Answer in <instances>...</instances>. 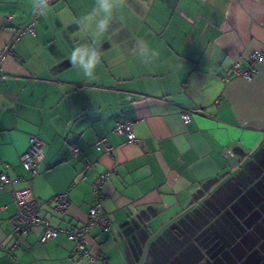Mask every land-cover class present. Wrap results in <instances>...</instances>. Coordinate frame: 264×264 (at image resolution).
<instances>
[{
    "label": "crops",
    "instance_id": "0c3cea01",
    "mask_svg": "<svg viewBox=\"0 0 264 264\" xmlns=\"http://www.w3.org/2000/svg\"><path fill=\"white\" fill-rule=\"evenodd\" d=\"M95 4L49 0L41 13L31 0H0V174L9 178L0 264H264V58L251 79L230 76L249 50L264 51V0H124L101 36L79 23ZM31 21L34 34L11 43ZM93 39L101 63L90 79L70 54ZM138 40L158 58L133 54ZM118 120L131 121L139 141L116 133ZM33 136L45 153L34 177L20 158ZM97 136L111 152L96 150ZM85 158L92 170L82 178ZM106 171L110 227L90 229V250L104 258L91 263L65 230L87 219ZM24 187L63 230L56 237L41 242L37 225L19 239L10 230L12 194ZM63 190L60 213L52 198Z\"/></svg>",
    "mask_w": 264,
    "mask_h": 264
},
{
    "label": "built area",
    "instance_id": "2783aa9c",
    "mask_svg": "<svg viewBox=\"0 0 264 264\" xmlns=\"http://www.w3.org/2000/svg\"><path fill=\"white\" fill-rule=\"evenodd\" d=\"M29 31L34 34L33 22H29L25 26L18 28L16 35L14 36L11 43L18 39L22 31ZM8 48L0 51V59L5 55ZM264 58V51L257 49L249 50L247 54V66L244 68L240 67V63L236 61L230 70V76H239L245 79H251L255 70V63ZM7 74L0 71V79H6ZM193 110L185 109L181 112V118L184 123H188L191 120ZM113 130L118 134L126 136L129 142L139 141L133 130L131 121L115 122ZM44 143L41 139L36 136L31 137L28 146L21 154V162L23 166L31 173L34 177L39 173L42 160L44 158ZM94 147L96 150L101 152H111L112 146L109 144L105 136H97L94 141ZM72 153L74 156H79L81 149L78 146L72 147ZM82 178L85 174L92 170L91 162L85 158L81 160ZM110 171L99 173L93 181L92 193L93 201L88 208L87 219L80 224L76 229L65 230L67 237L74 243L75 251L80 258H83L91 263H101L104 258L100 253H93L90 250L89 231L92 227L97 226L103 229L110 227V221L104 216L101 201L104 197L103 185L107 180ZM9 182V178L5 173L0 174V191H3L5 185ZM13 202L16 206L15 211L9 216L8 222L10 230L16 237L25 234L32 230L37 225L41 228L39 234V240L45 242L49 239L56 237L61 231V228L52 226L49 222L40 216V208L43 200L39 197H34L29 187L15 189L13 191ZM53 208L57 212H65L69 207V195L67 190L56 194L52 198ZM15 244L12 246L14 247Z\"/></svg>",
    "mask_w": 264,
    "mask_h": 264
},
{
    "label": "clouds",
    "instance_id": "9594fccd",
    "mask_svg": "<svg viewBox=\"0 0 264 264\" xmlns=\"http://www.w3.org/2000/svg\"><path fill=\"white\" fill-rule=\"evenodd\" d=\"M124 3V0H96L95 7L91 14L82 17L79 23L86 28L93 24L94 36H101L108 31L109 25L113 19L114 12ZM49 0H31L32 9L44 13L47 10ZM133 54H137L148 62L149 58H158L159 53L155 50H149L143 40L137 41V46L133 48ZM70 62L73 66L79 68L86 78H95L97 67L101 63V53L96 46V40L91 44H85L76 47L70 54Z\"/></svg>",
    "mask_w": 264,
    "mask_h": 264
}]
</instances>
